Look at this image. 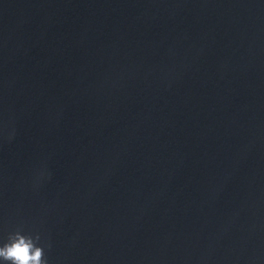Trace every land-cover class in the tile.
I'll return each instance as SVG.
<instances>
[{"label": "water", "instance_id": "obj_1", "mask_svg": "<svg viewBox=\"0 0 264 264\" xmlns=\"http://www.w3.org/2000/svg\"><path fill=\"white\" fill-rule=\"evenodd\" d=\"M17 229L49 264H264V0H0Z\"/></svg>", "mask_w": 264, "mask_h": 264}, {"label": "clouds", "instance_id": "obj_2", "mask_svg": "<svg viewBox=\"0 0 264 264\" xmlns=\"http://www.w3.org/2000/svg\"><path fill=\"white\" fill-rule=\"evenodd\" d=\"M0 264H49L40 233L22 229L10 232L6 239L0 241Z\"/></svg>", "mask_w": 264, "mask_h": 264}]
</instances>
